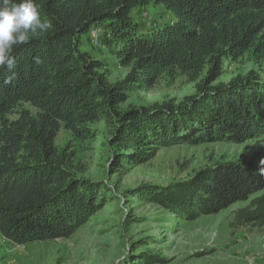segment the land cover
<instances>
[{"label":"trees","instance_id":"1","mask_svg":"<svg viewBox=\"0 0 264 264\" xmlns=\"http://www.w3.org/2000/svg\"><path fill=\"white\" fill-rule=\"evenodd\" d=\"M35 3L53 28L14 46L15 67L0 70V235L6 241L23 246L68 239L114 190L78 176L75 152L56 144L62 128L85 141L97 135L93 124L110 126L112 172L143 165L171 145L264 138V79L251 71L216 84L226 60L248 54L264 62V0ZM152 4L171 12L174 21L144 30L133 13ZM94 26L102 27L106 45L129 69L124 78L111 82L107 64L82 49ZM164 76L185 77L195 84V95L177 105L123 107L131 92H150ZM23 104L34 111L20 109ZM263 191L264 154L256 153L218 162L189 181L142 185L127 194L195 221ZM236 218L264 226V194ZM144 260L165 263L156 256Z\"/></svg>","mask_w":264,"mask_h":264},{"label":"rangeland","instance_id":"2","mask_svg":"<svg viewBox=\"0 0 264 264\" xmlns=\"http://www.w3.org/2000/svg\"><path fill=\"white\" fill-rule=\"evenodd\" d=\"M133 17L144 30L174 21L171 12L153 4L135 10ZM86 36L84 49L107 64L109 80L115 82L124 78L129 69L119 65L103 37L97 44ZM224 71L216 84L227 83L251 71L264 79V62L257 63L246 54L237 61L226 60ZM195 93V84L185 77L164 76L150 92H131L123 107H151L164 102L177 105ZM21 108L34 111L28 104ZM15 118L16 115L10 116V119ZM92 128L97 135L85 141L75 139L70 131L62 128L56 144L60 149L69 148L75 152L79 177L114 188L107 192L106 205L68 239L21 246L0 235V264H147L146 256L164 259L163 264H246L247 259L256 262L260 258L259 252H264V226L244 224L236 215L264 191L248 201L195 221L172 215L157 205L128 195L127 191L142 185L189 181L200 170L218 162L264 154V138L242 144L171 145L161 148L143 165L112 172L108 142L113 129L104 122L93 124Z\"/></svg>","mask_w":264,"mask_h":264},{"label":"clouds","instance_id":"3","mask_svg":"<svg viewBox=\"0 0 264 264\" xmlns=\"http://www.w3.org/2000/svg\"><path fill=\"white\" fill-rule=\"evenodd\" d=\"M53 28L51 20L41 18V10L35 0H0V70L11 71L16 64L14 46L29 43L38 35ZM9 77L5 83H10Z\"/></svg>","mask_w":264,"mask_h":264},{"label":"built area","instance_id":"4","mask_svg":"<svg viewBox=\"0 0 264 264\" xmlns=\"http://www.w3.org/2000/svg\"><path fill=\"white\" fill-rule=\"evenodd\" d=\"M103 34H104V30L102 29V27L99 26L92 27L89 32V36L91 40L97 44L100 43V37H102ZM107 38H110V35H107Z\"/></svg>","mask_w":264,"mask_h":264},{"label":"crops","instance_id":"5","mask_svg":"<svg viewBox=\"0 0 264 264\" xmlns=\"http://www.w3.org/2000/svg\"><path fill=\"white\" fill-rule=\"evenodd\" d=\"M87 41L88 40V38H87V36H84L83 38H82V49L84 50V51H87V52H89L90 54H91V51H89V50H87V49H84V45H83V42L84 41ZM89 46H91V45H89ZM93 57H95V58H99V57H97L96 55H94V54H91ZM100 59V58H99ZM259 256H260V258H258L257 259V261L256 262H254V261H250V260H248L247 259V262H246V264H264V252H259Z\"/></svg>","mask_w":264,"mask_h":264}]
</instances>
